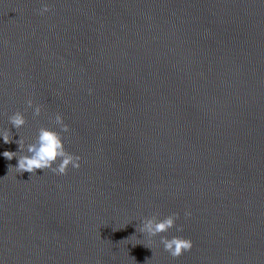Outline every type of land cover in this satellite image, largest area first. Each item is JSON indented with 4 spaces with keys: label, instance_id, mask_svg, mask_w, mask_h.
<instances>
[{
    "label": "water",
    "instance_id": "water-1",
    "mask_svg": "<svg viewBox=\"0 0 264 264\" xmlns=\"http://www.w3.org/2000/svg\"><path fill=\"white\" fill-rule=\"evenodd\" d=\"M46 2L0 0V128L31 143L60 113L80 168L0 155V261L264 264V0ZM171 213L177 258L136 231Z\"/></svg>",
    "mask_w": 264,
    "mask_h": 264
},
{
    "label": "clouds",
    "instance_id": "clouds-1",
    "mask_svg": "<svg viewBox=\"0 0 264 264\" xmlns=\"http://www.w3.org/2000/svg\"><path fill=\"white\" fill-rule=\"evenodd\" d=\"M48 11L49 4L46 0H41L39 14L43 15ZM28 108L32 109L33 116H39L41 113V106L34 105L31 99L26 101V110ZM50 121L55 125V128L40 127L37 130L34 141L27 144L18 133V130L26 123L25 116L21 111H15L8 116V124L16 130L19 135L18 140H12V133L8 127L0 128V140L3 143L14 142L18 145V150L15 152L4 151L0 153L7 160H12L15 157L16 165L14 167L9 166V168L15 169L16 174L27 172L35 175L36 170L40 169L48 170L55 175L62 176L67 173L69 167L73 170L80 168L81 157L65 149L64 138L61 134L67 133L69 127L64 123L62 115L56 113L53 117H50ZM190 215L191 212L185 210L184 216L189 217ZM177 219V213H171L163 218H158L154 214L151 217L143 218L140 221L139 227L137 228L136 226V231L142 236L145 234L148 237L159 235V242L163 246V250L172 258H177L184 252L191 250L193 246L192 241L180 235H173L170 238L165 235H160L169 232L171 229H175L177 233L181 232L183 228L176 223ZM0 264H3V262L0 261Z\"/></svg>",
    "mask_w": 264,
    "mask_h": 264
}]
</instances>
